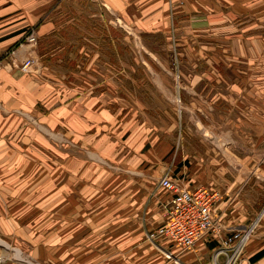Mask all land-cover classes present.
Listing matches in <instances>:
<instances>
[{"label":"rangeland","instance_id":"1","mask_svg":"<svg viewBox=\"0 0 264 264\" xmlns=\"http://www.w3.org/2000/svg\"><path fill=\"white\" fill-rule=\"evenodd\" d=\"M68 8L83 9L84 2H52L45 18L49 31L41 35L39 24H31L29 19L28 29L15 47L26 45L29 55L23 60H33L28 71L20 68L23 60L8 62L14 50L0 56V72L10 68L34 78L41 75L54 90L51 99L38 104L37 120L43 128L35 127V119L30 112L27 115L28 129L26 134L22 132L26 151L22 145H11L26 152L25 159H0V172L10 173V177L0 176V202L4 198L11 220L10 225L0 224V262L5 256L19 264H115L113 223L108 225L107 241L101 243L99 237L86 233L89 223L83 209L75 211H80L77 223L70 221L74 209L68 207L60 210V220L55 218L53 223L52 217L57 216L58 200L67 202L69 196L86 201L121 200L113 190L124 184L122 264H213L215 242L199 241L189 250L167 247L158 239L155 244L144 238L143 225L139 229L143 232H137V223L127 216L135 202L145 203L152 197L157 213H163L159 202L166 197L157 187L159 177L169 171L185 183L182 176L196 174L197 164L203 163L207 173L223 167L229 171L226 188L230 186V191L222 192L223 186L213 188L220 193L216 212H224L221 208L227 204V213L240 210L236 223L241 224L234 229L253 228L239 261L249 264L247 255L264 244V25L245 31L239 16H175L171 28L151 33L137 32L119 21L122 31L108 35L122 48L117 55L121 64L99 70L106 74L107 95L94 100L108 112L109 134L116 121L122 124L120 135L126 137L134 129L143 139L135 143V149L134 144L124 143L113 156L107 155L110 159L99 162L91 160L86 147L73 144L68 135V110L62 103L68 99V90H79L81 83L68 77L73 72L66 62L68 36H77L69 32L73 18ZM221 11L224 13L223 8ZM32 32L35 44L28 45L26 37ZM54 46L60 47L64 63L53 59L57 56L52 55ZM54 111L58 112L51 114ZM99 116L93 114L95 119ZM151 149L157 153L155 160L148 153ZM164 149L167 153L162 156ZM142 154L145 159L140 162ZM67 155L74 157L68 159ZM212 158L219 160L216 165L208 163ZM100 184L105 186L102 193H98ZM5 185H10L11 192H2ZM164 215L160 219L167 218L166 212ZM158 222L147 226L153 229ZM57 228L63 233L54 239L52 233ZM74 228L77 234L67 239ZM98 230L99 225L92 231ZM253 240L251 247L248 243ZM166 250L171 251V258L163 254ZM219 259L224 262L226 257L220 255Z\"/></svg>","mask_w":264,"mask_h":264},{"label":"crops","instance_id":"2","mask_svg":"<svg viewBox=\"0 0 264 264\" xmlns=\"http://www.w3.org/2000/svg\"><path fill=\"white\" fill-rule=\"evenodd\" d=\"M62 1L63 0H0V56L7 55L10 50H14L13 54L8 56V62L13 61L15 63V61H17L20 63V61L27 57L29 52L26 49V45L20 44L19 48L15 47L22 40L23 35L28 29L29 19L31 24H39L37 28L38 35L44 34L49 31L48 25L45 24V18L49 15L48 11L51 3L57 2V5H59ZM83 2L85 8H68L67 10L68 15L73 18L69 21V25H71L69 26V32L71 34H77L76 37L68 36V55L66 62L73 68V72H69L70 74H68V77L71 80H79L81 83L79 90H68V99H65L62 104H64L63 106H66L68 110V135L74 142H71V144L79 142L88 150L87 155L89 158L99 162L110 159L107 155L111 154L113 156V154L119 150V146L125 145L124 143L127 145L134 144L133 149H135V143H142L141 140L143 139L142 135L139 137L141 139L137 137L138 131L134 129H132L130 133H127L128 135L126 137H123L118 131L122 124H118L116 121L115 124L110 126V128L115 127L114 132L109 134L110 129L106 118L108 112L105 108L99 107L100 105L98 102L94 100L95 98H102L107 95V90L105 88L106 74L101 73L103 70L102 67L117 65L118 63L121 64V60H118L117 55L118 50L121 51L122 48L120 45L118 47V42L113 41L108 35L109 32L115 34L118 31H122L120 28L124 27L121 26L119 21L126 24L129 28H134L137 32L151 33L160 31L159 28H164L161 29V32H165V28H171L172 18L175 16L212 17L214 19L221 18V16H223V18L228 16H239L243 17L245 31L253 29V26L264 25V0H83ZM221 8L224 9V13L221 11ZM53 29L54 28H52V31ZM22 47L24 48L20 49ZM52 49L55 50L52 52V55L57 54V56H53V59H59V61L64 63V56H60L58 52L60 51V47L54 46ZM119 59H121V56ZM6 69L0 72V159L21 161L25 159L26 156V152L23 150L26 151V146H28V144H23L22 138L25 136L26 130L28 129L29 124L27 117L29 116V112L30 117L35 119L33 125L37 128L38 126L39 128H43V126L39 124L41 122L37 120L38 117L40 118L37 112L38 104L43 103L45 99H51V96H54V90L44 83L41 75L39 78H34L33 76L22 74L17 69ZM116 75L117 74H115V76ZM82 82L83 88H81ZM57 112L58 111H54L51 114ZM95 113L100 114L97 119L93 118V114ZM101 114H103V116ZM22 132H25V134ZM109 137H111V139H109ZM76 144L78 145V143ZM11 145H17L19 147L22 145L24 149L22 150L19 148V151H17V149L14 150V148H11ZM148 153H151L153 160L157 158L155 150L151 149ZM166 153V149H164L162 156ZM57 155L60 157V152L57 153ZM93 156H95L94 158L96 159H92ZM64 157H66V154ZM73 157L72 155H67L68 159H73ZM143 159H145L144 154H142L140 162L144 161ZM51 160L53 161L54 159L51 158ZM218 161L219 160L212 158L210 161L208 160V163L216 165ZM197 165L196 174H184L185 176H182L183 179L186 178L185 185L187 187L194 188L197 186H205L210 189H220L219 187L223 186L225 190L221 189L222 192L230 191L229 184V187L226 188V184L229 183V180L226 178L229 171L225 167L219 168L217 171H213V173H207L203 163ZM209 165L210 164L206 165L208 169ZM215 165H213L212 168L215 167ZM136 166L138 167L139 165L136 163ZM132 172L141 174L138 171ZM2 175L4 177H10V173L6 174L5 172H0V176ZM69 176L71 175L69 174ZM190 176H193V178L191 179ZM234 185L235 184L232 183L233 187ZM4 187L5 189L2 190L3 193L11 192L10 185H5ZM79 188L80 187H77V189ZM104 188L105 186L100 184L98 193H102V189ZM130 189H132L133 192L135 191L134 187ZM88 191H90V189ZM124 191V184L117 185L113 192L119 194L121 200L117 199L114 201H107V199L104 201L77 200L76 196H69L67 202L58 200V213L57 216L52 217V222L54 223L55 218L60 220V210H63V207H68L69 209H74V211H72L74 214L70 221L74 219L77 223V217L80 211L79 213L75 211L83 209V217L89 223L87 224L88 228L86 233L91 237H99L101 243L102 239L107 241L108 225L109 223H113L115 227L113 228L112 226V228L116 233L115 241L117 245L112 256H114L115 264H122L121 255L123 254L124 242L123 226L125 225ZM163 193L166 200L159 202L160 207L163 208V210H161L163 213H157L159 208H157L152 197L151 200L145 203L143 202L144 204L142 202H135L131 212L127 214L133 223L138 224V226L135 224L137 232H143L142 229L139 230L140 226L143 225L145 239L147 231L162 225L166 219L163 218L162 220L160 218L165 216V205L168 203L170 195L165 191H163ZM87 204H91V206L86 207ZM226 205L221 208L224 211H221L220 218L222 222L224 224L226 223L227 227L232 228L233 226V229L238 228L237 225L241 223H236V220L241 217L240 210L227 213ZM1 208H3L2 213ZM7 208L8 206L3 198L2 203L0 202V219L3 218L0 220V224H11L8 214H6ZM158 220L159 224L155 228H148L147 225H149L150 222L154 223ZM97 225H99V230L93 232V227ZM62 233L60 228L55 229L52 233L54 236L53 238H61L59 236ZM76 234V228L72 231L70 230L67 239H70ZM3 238L5 242V237ZM158 241L162 242L167 247H177L170 245L167 240L162 238H158ZM201 241L204 242L205 240ZM249 244L255 245L254 240L251 243L249 242L248 245ZM177 250H180V248L178 247ZM99 253H101V251H99ZM146 256L148 257V255ZM248 260H250L249 264H264V244L250 255H247V262ZM0 263L19 264L13 263L5 256H3Z\"/></svg>","mask_w":264,"mask_h":264},{"label":"built area","instance_id":"3","mask_svg":"<svg viewBox=\"0 0 264 264\" xmlns=\"http://www.w3.org/2000/svg\"><path fill=\"white\" fill-rule=\"evenodd\" d=\"M26 41L28 45L35 44L33 32L26 37ZM32 65L33 60L26 58L20 68L26 72ZM157 187L168 193L170 199L165 205L167 218L164 223L146 232L149 241L156 244V240L162 238L181 250L192 249L201 240L215 242L218 246L213 264H240L241 253L253 228L241 231L224 226L221 214L216 212L220 199L216 189L187 187L169 171L159 177ZM164 254L167 258L172 256L170 250L164 251ZM220 255H225L224 262L219 259Z\"/></svg>","mask_w":264,"mask_h":264},{"label":"bare ground","instance_id":"4","mask_svg":"<svg viewBox=\"0 0 264 264\" xmlns=\"http://www.w3.org/2000/svg\"><path fill=\"white\" fill-rule=\"evenodd\" d=\"M164 254V253H163ZM166 256V254H164Z\"/></svg>","mask_w":264,"mask_h":264}]
</instances>
